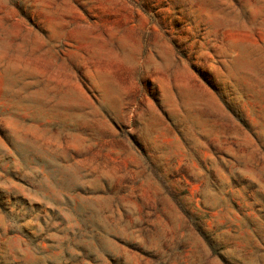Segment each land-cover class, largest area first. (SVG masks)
<instances>
[{"label": "rangeland", "instance_id": "1", "mask_svg": "<svg viewBox=\"0 0 264 264\" xmlns=\"http://www.w3.org/2000/svg\"><path fill=\"white\" fill-rule=\"evenodd\" d=\"M0 264H264V0H0Z\"/></svg>", "mask_w": 264, "mask_h": 264}]
</instances>
